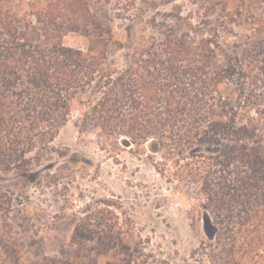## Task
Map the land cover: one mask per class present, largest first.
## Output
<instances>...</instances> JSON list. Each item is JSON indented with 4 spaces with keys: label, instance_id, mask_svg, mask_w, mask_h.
Returning a JSON list of instances; mask_svg holds the SVG:
<instances>
[{
    "label": "trees",
    "instance_id": "obj_1",
    "mask_svg": "<svg viewBox=\"0 0 264 264\" xmlns=\"http://www.w3.org/2000/svg\"><path fill=\"white\" fill-rule=\"evenodd\" d=\"M166 1L169 12H126L124 41L93 0H32L24 13L0 0V172L29 170L27 155L71 122L93 129L109 156L146 155L200 185L206 211L194 227L210 264H264V0H189L186 13ZM70 34L87 51L67 45ZM236 45L241 67L233 54L221 64ZM13 242L0 236V264H83L25 257Z\"/></svg>",
    "mask_w": 264,
    "mask_h": 264
},
{
    "label": "rangeland",
    "instance_id": "obj_2",
    "mask_svg": "<svg viewBox=\"0 0 264 264\" xmlns=\"http://www.w3.org/2000/svg\"><path fill=\"white\" fill-rule=\"evenodd\" d=\"M15 1L24 13L32 0ZM178 2L184 13L195 8L189 0ZM171 7L166 0H93L94 11L124 41L125 27L132 23L126 12L150 17L157 8L164 13ZM65 42L88 49L82 35L70 34ZM237 45L223 49L221 64L233 54L241 67ZM115 59L121 63L122 52ZM231 84L242 88L237 80ZM26 159L29 170L0 172V236L11 235L25 257L78 256L83 264H123L134 256L148 257L151 264H210L200 228L194 227L206 211L200 185L180 182L169 171L162 174L146 155L123 151L117 158L109 156L97 147L93 129L81 132L72 122ZM88 228L103 232V239H94Z\"/></svg>",
    "mask_w": 264,
    "mask_h": 264
}]
</instances>
